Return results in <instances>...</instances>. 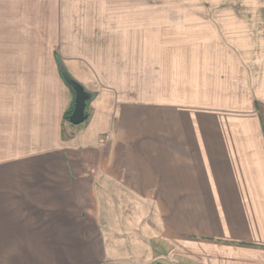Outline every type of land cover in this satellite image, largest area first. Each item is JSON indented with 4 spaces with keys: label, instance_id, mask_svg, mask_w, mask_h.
Instances as JSON below:
<instances>
[{
    "label": "crops",
    "instance_id": "crops-1",
    "mask_svg": "<svg viewBox=\"0 0 264 264\" xmlns=\"http://www.w3.org/2000/svg\"><path fill=\"white\" fill-rule=\"evenodd\" d=\"M69 10L0 0V235L14 240L0 250H52L61 264H264V50L208 39L186 50L167 35L155 86L134 92L96 60L95 12ZM57 58L93 94L79 124L63 118L73 93Z\"/></svg>",
    "mask_w": 264,
    "mask_h": 264
},
{
    "label": "rangeland",
    "instance_id": "rangeland-1",
    "mask_svg": "<svg viewBox=\"0 0 264 264\" xmlns=\"http://www.w3.org/2000/svg\"><path fill=\"white\" fill-rule=\"evenodd\" d=\"M56 1L69 4L72 17H84L85 13L95 12L96 49L101 56L96 60H102L106 67L116 69L120 84L129 86L134 92L141 84L155 86L157 56L168 50L165 49L167 35L175 36L184 45L189 44L186 50L204 49L199 44L195 46L197 39H208V49L243 52L244 56L251 55L257 49L264 50V0ZM91 7L96 10L87 9ZM192 40H195L193 44ZM182 44L179 45L181 49ZM91 222L86 221L85 229L89 233L86 232L84 238L86 243L94 242L96 245ZM63 235L57 234L53 240L65 242ZM9 236L0 235V245H12L14 240ZM19 237L17 242L20 245L30 242L25 237ZM42 252V255H36L39 251L35 252L29 260L27 250L1 249L0 264H11L16 258L21 259L22 264L29 261L32 264H61L52 260V256L57 254L55 251ZM90 252L93 253L91 257H96V251Z\"/></svg>",
    "mask_w": 264,
    "mask_h": 264
},
{
    "label": "water",
    "instance_id": "water-1",
    "mask_svg": "<svg viewBox=\"0 0 264 264\" xmlns=\"http://www.w3.org/2000/svg\"><path fill=\"white\" fill-rule=\"evenodd\" d=\"M58 64L63 81L70 87L73 93L72 108L68 114V121L73 124H79L88 117V103L93 94L66 70L61 60H58Z\"/></svg>",
    "mask_w": 264,
    "mask_h": 264
},
{
    "label": "trees",
    "instance_id": "trees-1",
    "mask_svg": "<svg viewBox=\"0 0 264 264\" xmlns=\"http://www.w3.org/2000/svg\"><path fill=\"white\" fill-rule=\"evenodd\" d=\"M71 105L65 110L64 114H63V118L65 120H68V114L71 112Z\"/></svg>",
    "mask_w": 264,
    "mask_h": 264
}]
</instances>
